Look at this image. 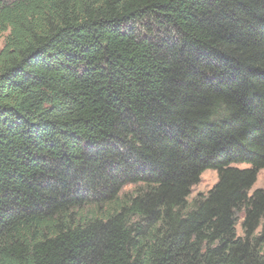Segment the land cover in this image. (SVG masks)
Wrapping results in <instances>:
<instances>
[{"label": "trees", "instance_id": "16d2710c", "mask_svg": "<svg viewBox=\"0 0 264 264\" xmlns=\"http://www.w3.org/2000/svg\"><path fill=\"white\" fill-rule=\"evenodd\" d=\"M5 31L0 264H264V0H0Z\"/></svg>", "mask_w": 264, "mask_h": 264}, {"label": "rangeland", "instance_id": "374dc122", "mask_svg": "<svg viewBox=\"0 0 264 264\" xmlns=\"http://www.w3.org/2000/svg\"><path fill=\"white\" fill-rule=\"evenodd\" d=\"M7 34H8V31L0 32V48L3 46L4 39H5ZM216 180H217V174L214 170H211V169L204 170L199 177V181L191 187V192H190L189 196L187 197V202L190 204L194 199L205 195L206 192L216 182ZM258 187L264 189V168L259 170V172L257 174L256 182L252 186L251 190L254 188H258ZM136 188H137V186L132 185V184L125 185L122 188L121 196L123 194H125V195L131 194L132 192H134V190ZM88 209L90 210L89 207L84 208L83 214L88 213L87 212ZM90 211L92 212V210H90ZM236 231L238 234H241L240 224L236 225Z\"/></svg>", "mask_w": 264, "mask_h": 264}]
</instances>
